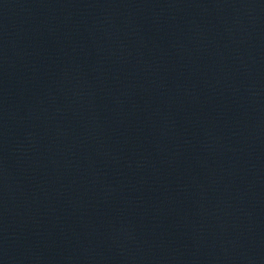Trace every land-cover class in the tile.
Instances as JSON below:
<instances>
[{
	"label": "water",
	"instance_id": "water-1",
	"mask_svg": "<svg viewBox=\"0 0 264 264\" xmlns=\"http://www.w3.org/2000/svg\"><path fill=\"white\" fill-rule=\"evenodd\" d=\"M0 264H264V0H0Z\"/></svg>",
	"mask_w": 264,
	"mask_h": 264
}]
</instances>
